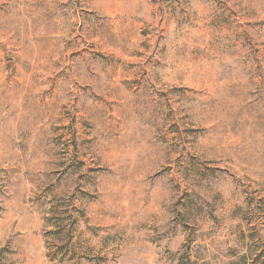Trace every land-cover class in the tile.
I'll return each instance as SVG.
<instances>
[{
    "label": "rangeland",
    "instance_id": "1",
    "mask_svg": "<svg viewBox=\"0 0 264 264\" xmlns=\"http://www.w3.org/2000/svg\"><path fill=\"white\" fill-rule=\"evenodd\" d=\"M211 239L264 260V0H0V264Z\"/></svg>",
    "mask_w": 264,
    "mask_h": 264
},
{
    "label": "trees",
    "instance_id": "2",
    "mask_svg": "<svg viewBox=\"0 0 264 264\" xmlns=\"http://www.w3.org/2000/svg\"><path fill=\"white\" fill-rule=\"evenodd\" d=\"M216 242L220 245L225 240H204L200 243L191 242L189 250L193 252V256L199 264H264L262 256H255V248L246 246L243 248V243L239 244V251H231L228 248H216ZM243 248V249H242ZM238 249V248H236Z\"/></svg>",
    "mask_w": 264,
    "mask_h": 264
}]
</instances>
